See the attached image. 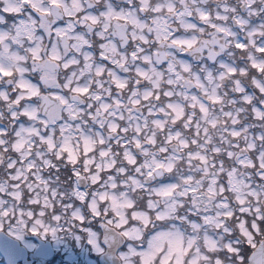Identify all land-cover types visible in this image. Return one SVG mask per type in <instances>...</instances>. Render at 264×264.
<instances>
[{"label":"clouds","instance_id":"9594fccd","mask_svg":"<svg viewBox=\"0 0 264 264\" xmlns=\"http://www.w3.org/2000/svg\"><path fill=\"white\" fill-rule=\"evenodd\" d=\"M21 250L264 264V0H0V264Z\"/></svg>","mask_w":264,"mask_h":264},{"label":"snow or ice","instance_id":"6c2138e0","mask_svg":"<svg viewBox=\"0 0 264 264\" xmlns=\"http://www.w3.org/2000/svg\"><path fill=\"white\" fill-rule=\"evenodd\" d=\"M242 47V45H241ZM23 250L19 251V252H11L8 254V259H9V264H17L16 258L18 256L23 255ZM50 255V253L48 251H41L40 252V256L43 258H47ZM54 258V257H53ZM69 259H71L70 255H69Z\"/></svg>","mask_w":264,"mask_h":264}]
</instances>
